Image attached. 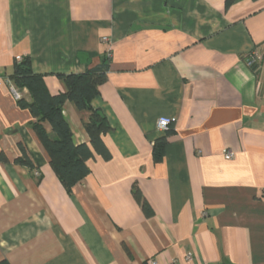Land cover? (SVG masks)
<instances>
[{
	"label": "crops",
	"instance_id": "crops-1",
	"mask_svg": "<svg viewBox=\"0 0 264 264\" xmlns=\"http://www.w3.org/2000/svg\"><path fill=\"white\" fill-rule=\"evenodd\" d=\"M257 46L258 76L243 60ZM107 50L91 104L109 123L111 156L94 153L68 192L17 103L27 89L8 75L28 55L49 92H64L56 74L83 72ZM63 114L74 142L89 143L90 112L65 101ZM160 117L172 133L156 162ZM20 143L35 167L13 161ZM263 189L264 0H0V259L264 264Z\"/></svg>",
	"mask_w": 264,
	"mask_h": 264
},
{
	"label": "trees",
	"instance_id": "trees-1",
	"mask_svg": "<svg viewBox=\"0 0 264 264\" xmlns=\"http://www.w3.org/2000/svg\"><path fill=\"white\" fill-rule=\"evenodd\" d=\"M228 3L229 1L226 2V6ZM249 52L243 56V60H246ZM261 60L260 58L258 62H253L249 66L256 76L261 72ZM108 63L109 58L104 55L98 64L83 72L56 74L66 85L64 92L56 94L49 92L43 74L35 73L32 70L31 59L28 55L21 56L20 60H14L12 71L8 75V79L14 87L27 89L29 100L19 97L17 103L20 107L29 110L32 116L30 125L47 151L52 169L68 192L90 172L87 161L93 158L94 153L103 159H110L111 156L103 141L104 134L110 129L109 123L105 114L91 104L92 99L99 93V85L106 78ZM65 101H72L79 110L90 112L89 120L84 124L89 136V143L74 142L69 123L63 114ZM43 122L49 123L50 131L44 128ZM168 128L165 136L154 142L152 156L156 162L163 158L166 137L172 133L171 128ZM19 146L21 155L14 158L13 161L28 168L35 167L33 158L25 146L22 143ZM133 195L140 203L144 214L150 215L152 213L150 206L137 187H134ZM0 264L10 263L6 258H2Z\"/></svg>",
	"mask_w": 264,
	"mask_h": 264
},
{
	"label": "built area",
	"instance_id": "built-area-1",
	"mask_svg": "<svg viewBox=\"0 0 264 264\" xmlns=\"http://www.w3.org/2000/svg\"><path fill=\"white\" fill-rule=\"evenodd\" d=\"M102 40L104 42L107 41V37H102ZM106 55L109 56V50L106 51ZM261 58V53L259 51L258 47H254L253 49L250 50L249 55L247 56L246 60H244V63L246 64V66H251L253 62H258ZM17 60L21 59V56H17L16 57ZM12 90L15 91V88L12 86ZM172 119L168 118V117H160L157 120V129L160 131H165L168 129L170 123H171ZM223 156L225 159H231L234 154L231 150H224L223 151ZM37 174V172H36ZM262 195L264 196V189L262 190ZM209 264V263H206Z\"/></svg>",
	"mask_w": 264,
	"mask_h": 264
}]
</instances>
